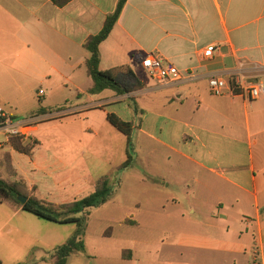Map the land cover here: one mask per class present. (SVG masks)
<instances>
[{
  "label": "crops",
  "instance_id": "1",
  "mask_svg": "<svg viewBox=\"0 0 264 264\" xmlns=\"http://www.w3.org/2000/svg\"><path fill=\"white\" fill-rule=\"evenodd\" d=\"M118 3L72 0L58 7L52 0H0V75L17 85L23 83L18 86L23 90L37 79L48 80L52 70L60 73L61 66L66 68V79L74 78L82 68L87 73L90 53L84 45L102 30ZM211 46L215 47L214 58L205 61L202 54ZM150 54L161 56L189 76L168 86L142 79L141 60ZM123 67L144 84L141 90L125 95L112 90L90 94L93 81L87 73L91 81L86 88H77L78 96L87 93L91 98L72 110L85 116L103 111L109 123V114L120 118L110 111L113 106L143 96L158 98L155 114L182 126L183 132L176 142L150 136L172 154L169 162L179 161L187 192L202 193L211 216L205 221L197 208H191L192 213L180 217L201 231H189L174 241L144 240L130 249L131 259H124L123 250L116 263L264 264V101H250L230 89L214 96L209 88L212 77L231 80L241 75L250 82H264V0H128L109 39L100 46L101 70L120 72ZM5 100L6 93L0 88V101ZM137 105L135 112L142 114L151 107L140 101ZM67 110L71 109L63 112ZM38 131L37 125L33 137L37 138ZM54 167L38 166L58 187L60 166ZM25 213L11 204H0L3 264H18V243L33 237V222ZM149 215L170 217L160 210ZM144 221L145 215L139 212L135 227L144 226ZM163 247L168 248L164 254ZM101 258L85 251L73 254L68 264H112L110 258ZM30 264H52V254L36 255Z\"/></svg>",
  "mask_w": 264,
  "mask_h": 264
},
{
  "label": "rangeland",
  "instance_id": "2",
  "mask_svg": "<svg viewBox=\"0 0 264 264\" xmlns=\"http://www.w3.org/2000/svg\"><path fill=\"white\" fill-rule=\"evenodd\" d=\"M65 71L64 66L60 67L62 74L52 70L48 80L37 79L30 88L23 90L18 88L23 83L17 85L10 77L0 75V88L7 98L0 103L7 112L18 116L19 120L35 118L33 115L40 108L48 112L43 119L37 118L39 131L36 137L41 145L32 156L11 152L9 139L0 132L2 178L9 182H20L27 190H35L39 199L53 204L60 202V205L89 196L103 178L110 179L115 193L108 203L86 213L88 222L84 242L86 253L110 258L112 264L120 260L121 251L124 250V255L144 240L174 241L175 237L189 231H201V227L195 224H185L180 215H189L193 211L191 208H197L198 214L208 221L211 214L205 208L202 193L193 195L187 192L189 189L183 183V167L179 161L169 162L168 156L172 154L159 147L150 136L176 142L183 132L182 126L158 118L159 115L154 111L159 99L153 96H143L136 101L129 99L111 109L109 107L121 120L131 122L134 126L129 148L132 163L122 169L128 159V138L107 122L103 111L96 110L85 116L72 110L79 103L90 100L91 95L87 93L79 97L77 88H86L91 79L85 68L76 72L72 79H66L68 76L63 74ZM139 75L142 79H151L146 70H141ZM41 90L44 91L42 96L39 94ZM139 101L142 105L151 106L143 114L135 112V106H140L137 105ZM66 109L71 110L63 112ZM10 153L13 165L18 169L16 175L12 172L16 170L15 167L10 168L7 162ZM42 163L55 164L54 168L60 166L58 187L54 179H49L47 174L39 170L38 166ZM65 166L69 169L62 171ZM158 210L165 211L170 217H150L149 214ZM139 212L146 217L144 226L122 223L130 218L138 220ZM23 216L33 222L30 229L33 237L18 243V264H29L36 255L51 254L55 247L67 243L77 231L76 224L57 225L27 213ZM202 229L207 230L205 227ZM160 251L164 254L168 248L163 247Z\"/></svg>",
  "mask_w": 264,
  "mask_h": 264
},
{
  "label": "trees",
  "instance_id": "3",
  "mask_svg": "<svg viewBox=\"0 0 264 264\" xmlns=\"http://www.w3.org/2000/svg\"><path fill=\"white\" fill-rule=\"evenodd\" d=\"M52 1L54 5L64 7L72 0ZM127 2L128 0H119L114 13L106 18L102 30L98 34L89 37L84 45L85 49L90 53V58L86 62L88 76L93 81V87L89 90L90 94L95 95L106 90H112L119 95H125L133 91L141 90L144 87V84L127 67H123L120 72L119 70L103 71L100 69V46L109 39ZM59 110L61 111V108ZM47 113L45 108H40L33 117ZM16 118L18 119V116ZM107 119L113 127L128 138V159L122 166V169L128 168L132 163V155L130 154L129 148L132 142L133 124L131 122H125L112 114H109ZM9 144L15 152L32 156L35 149L40 145V142L34 137L26 140L24 137L16 136L9 139ZM7 162H9V167L13 169L14 165L10 154L7 155ZM1 166L0 164V204H11L18 210H22L40 220L57 225H77V231L74 236L67 243L58 246L52 251V264H68L69 258L73 254L85 252L86 245L84 236L88 222L86 213L110 201L115 193V188L110 182V179L103 178L97 185L95 191L89 196L72 203L57 205L39 199L35 190H27L26 186L20 182L4 180L1 176ZM12 172L16 175V170L13 169ZM20 197L27 198V202L24 204L20 202ZM132 219H127L122 223L137 226L138 223L136 220ZM111 229L113 228L111 227ZM123 257L124 259H131L132 251L127 250ZM0 264H3L1 259Z\"/></svg>",
  "mask_w": 264,
  "mask_h": 264
},
{
  "label": "built area",
  "instance_id": "4",
  "mask_svg": "<svg viewBox=\"0 0 264 264\" xmlns=\"http://www.w3.org/2000/svg\"><path fill=\"white\" fill-rule=\"evenodd\" d=\"M214 53L215 47H208L202 54L203 59L205 61L212 60ZM141 65L160 86L181 82L189 76L182 74L176 66L156 54H150L142 58ZM209 88L214 96H223L230 89L234 95L244 96L250 101H264V82H250L241 75L231 80L222 77H212L209 81ZM39 94L41 96L44 95V91L41 90ZM38 121L37 118L19 120L15 115L7 112L0 103V132L7 139L16 136L24 137L26 140L31 139Z\"/></svg>",
  "mask_w": 264,
  "mask_h": 264
},
{
  "label": "water",
  "instance_id": "5",
  "mask_svg": "<svg viewBox=\"0 0 264 264\" xmlns=\"http://www.w3.org/2000/svg\"><path fill=\"white\" fill-rule=\"evenodd\" d=\"M19 201L22 202V203L24 204V203L27 202V198H22V197H20V198H19Z\"/></svg>",
  "mask_w": 264,
  "mask_h": 264
}]
</instances>
